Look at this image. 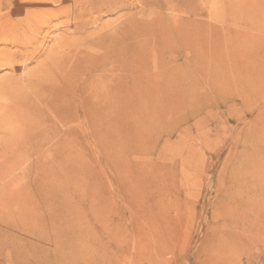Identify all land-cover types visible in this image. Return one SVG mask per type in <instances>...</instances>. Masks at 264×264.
Returning a JSON list of instances; mask_svg holds the SVG:
<instances>
[{
    "label": "rangeland",
    "instance_id": "rangeland-1",
    "mask_svg": "<svg viewBox=\"0 0 264 264\" xmlns=\"http://www.w3.org/2000/svg\"><path fill=\"white\" fill-rule=\"evenodd\" d=\"M206 1L108 0L91 6L89 0H68L65 5L74 9L73 17L58 18L52 14L61 8L59 3L41 2L30 9L32 15L23 20L37 36L30 53L66 40L71 35L64 33L66 27L85 23L87 29L71 37L92 41L129 16H135L138 25L157 16L162 20L159 25L171 30L184 27L196 32L195 43L207 37L212 44L220 40L225 48L236 49L205 50L197 57L186 47L156 53L152 36L140 33L139 42L148 39L144 59L150 64L136 73L144 74L137 80L136 94L146 95H137L139 100L128 113L117 114L114 131L104 129L97 135L79 125L83 118L76 114L68 117L69 129L62 127L50 108L53 100L48 96L40 101L24 88L25 103L22 107L15 103L13 112L2 114L7 128H0V264H264V220L231 227L223 217L240 194L235 179H251L248 172L254 168L245 159L264 155V135L254 139L261 124L264 129V71L260 80L249 84L251 88L238 80L263 68L249 63L248 50L241 49L245 36L226 29L250 32L249 23L219 19L228 0ZM242 1L245 4L236 10L243 6L250 13L264 12V0L228 4ZM81 2L86 6L81 7ZM15 4L0 0V21L8 20ZM21 15L11 18L21 22ZM17 27L15 40L21 42L24 33ZM0 37V86L27 84L42 58L29 60V53H17L24 48L12 43L11 31L0 27ZM257 49L264 63V47ZM175 53L180 56L176 62L171 60ZM194 57L199 64L190 62ZM158 60L181 65L179 80L163 82L160 77L172 67L158 66ZM84 71L81 68L80 74ZM98 75L93 72L91 81ZM165 92L172 95L169 103L151 98ZM5 101L0 92V106ZM157 102L166 103L168 111L148 116L147 107ZM9 123L18 126L19 130H12L14 137L7 135ZM263 165L264 160L259 163ZM238 209L231 211L233 216L243 213Z\"/></svg>",
    "mask_w": 264,
    "mask_h": 264
},
{
    "label": "bare ground",
    "instance_id": "bare-ground-1",
    "mask_svg": "<svg viewBox=\"0 0 264 264\" xmlns=\"http://www.w3.org/2000/svg\"><path fill=\"white\" fill-rule=\"evenodd\" d=\"M14 1L17 3V5L15 4L16 7L13 6L14 8L13 7L10 8L8 20L0 21V27L2 30L11 31V37L12 39H14L12 40V43L16 45L20 44V47L24 48L18 51L17 53H20L21 55L29 53L31 55L30 58H27L29 60L39 61V58H42V59L38 63L37 71L33 75L34 77L29 78L26 81L27 84L20 83L19 81H16L14 83H12L11 81H10L11 83H8V82L1 83L0 92L3 94V98L4 99L6 98L8 100V102L5 101L6 104H4L3 106H0V128H3V130L7 127H5L6 119L4 122V119H2V114H5L7 111L13 112L15 110V106H14L15 103L16 105L22 104L21 107L23 106L25 101L22 99V97H23V93H25L24 92V88H25L27 89V91L30 90L36 93L37 98H39L40 101H43L42 99H46L49 96L51 100H53L50 103L51 110L53 109L55 111V117H57L56 119H58L59 124L66 129L67 128L69 129V126L71 125L70 120H68L69 115L76 114L78 116H82L83 118V120L80 121L79 125L87 127L90 131L96 133V135L98 134L97 132H99L100 130H104V129H109L108 131L110 130L114 131V128L116 126L115 123L117 122V114L121 113L120 111H123L124 113H128L130 111L129 109L132 108L136 100H139L136 98L138 96L140 97L141 95L143 96L146 95V93L136 94L137 80L138 79L141 80L142 77L144 76V74L137 76L136 73L139 69L143 71L144 67L148 66V63H149V62L147 63V61H145L144 59V55L147 54V51H148L147 50L148 49L147 48L148 39L146 40L145 44L142 42H139L137 39L140 33L148 32L149 34L147 33V35H149L148 37L149 39L152 36V39L154 41L153 48L158 49V50H155L156 53H158L157 51H159V49H162L164 51L166 50L168 51L171 49L181 51L183 48L186 47L188 49L191 48L193 53H195L194 55L197 57L196 53L200 54L202 51H205V50H210L209 53H211L212 51L216 52L215 50L221 51L223 50V48L226 50L236 49V46L229 47V45L228 47L225 48L224 47L225 45L221 43L220 40H216L214 41L215 44H212V41L209 40L210 38H207V37H205V39L201 41L200 43H195V40L197 39V35H198L196 32H193L189 29L185 30L184 27H178L174 30H171L167 28L166 26L159 25L160 23H162V20L160 19V17H157V16L152 17L151 20L145 22L144 24H139V25L136 21L135 16H129L124 22L120 21L122 23L116 26L114 30L108 33L101 32L104 34L99 33L100 35L96 39L95 38L94 40L92 39V41H90L89 39H85V38L79 41L78 39H72L73 37H71V35L74 34L75 32L83 33L87 29V25L85 23L76 25L74 27H66V29L64 28L65 29L64 33L66 35L71 34L70 36L65 37L66 40L64 39V41L61 40L57 44L55 43L56 45L49 49L39 46L35 48L34 52L30 53L29 50L34 47L35 45L34 43H36L37 41L36 40L37 36L34 37L31 34L32 32L30 33L31 31L30 25H26V22H23L25 18L27 19L29 15H32V13L30 12V9L40 5L41 2H44L47 5L59 3V7L61 8H59L58 11L53 10L55 13L52 14V18H55V17L58 18L63 15H66L67 17H71L74 13V9L72 10L70 6H69L70 8H67L68 6L67 4L65 5V2L68 0H14ZM89 1L92 6L94 4L102 5V3H105V2L107 3L108 0H89ZM228 1H226V4H224V11L218 14L219 19H223L225 20V22L227 20L233 21L238 24H240V21L246 22L244 23V25L249 23L248 26H250V28L248 27V29H250V32L249 31L242 32L241 30L235 29L234 27L230 29L229 27H227L226 29L228 31L231 29H234V31H237L235 34H243V36H245V39L247 42H245V44L241 46V49L244 48L248 50L249 55L247 57H251V60L249 63L253 62V65L255 67H259V66L263 67V68H260L261 70H255V69L251 70V72L245 77L244 76L239 77L238 80H240L242 83L247 84V86L251 88L250 85L252 86V84H255L256 80L257 81L260 80L259 79L260 74L261 72L264 71V66H263L264 63L260 62L261 61L260 57L262 54L259 55V52L257 49V48L264 47V38H261V35L262 34L264 35V26H263L264 12H262V10L261 11L258 10L257 12L254 11L255 13L253 11L252 13H250L249 11H246V10L244 11V9H242L243 6L240 7L241 9L239 8L238 10H236L237 6H241L242 3L245 4L244 3L245 1L244 2L242 1L241 4L240 3L238 4L237 2H236L237 4L232 3V2L228 4ZM232 1H235V0H232ZM84 6H86L85 2H81V7H84ZM96 9L100 10V7H96ZM116 9L118 10V8L115 7V10ZM216 11L218 10L216 9ZM14 14H17V15L23 14L22 21L17 22L21 24L15 23V20L11 18V17L15 18L13 16ZM213 14L212 16H214ZM210 15H211V12L209 16ZM216 17H217V14H216ZM17 25L22 27L21 30L24 33V36L21 39L23 41L21 42H16L15 40L17 39L15 35V31L18 29ZM211 29L213 30L214 27H211ZM214 30L221 31L223 29L215 28ZM87 36L89 37V35ZM0 39L2 38L0 37ZM79 46L80 48L81 46H83V49H79L78 48ZM86 48L91 51L89 52L88 50H86ZM95 49H99L101 51V54L97 56L92 55L91 52H95ZM250 50H253L254 52L251 53L249 52ZM5 51L7 50L5 49ZM176 54L177 53L171 56V60L173 59L175 60V62L180 57L179 55H176ZM4 55H7V54H4ZM6 57L10 58V56H6ZM196 57L191 59L190 62H192L193 64H197L198 60ZM6 62L8 63L9 61H6ZM6 62L3 61L2 63L7 64ZM106 63L110 64V67L107 69L105 68ZM170 63L171 62H169L168 64L164 60H158L155 63L158 66L161 65L164 67H168V69H169V66L172 67V70H169V71L167 70V73L162 74V76L160 77L161 80H163V82H165L166 84H171V83L174 84L175 81H178L180 78L179 70L183 68L181 65L176 66L173 64V62H172L173 65ZM245 63L247 62L245 61ZM81 68H85V71L83 72V74L82 72L80 74ZM93 72L95 73L98 72L99 75L94 79V81H91L93 78L92 77ZM148 75H146V77H148ZM230 77L231 76L226 75V79ZM22 80H23V77H22ZM142 91H143V88H142ZM151 95L152 94H150V96ZM151 98L154 100L162 99L169 103V101L172 98V95L170 92H165V93H158L157 95ZM27 101H29L30 103L31 100H27ZM136 106L137 105H135V107ZM138 107H141V106L139 105L137 106V108ZM35 108L37 109V107ZM147 108H148L147 113L149 114L148 116H151L153 113H156L158 116L160 115L162 116V114L164 115L168 111L166 103L164 102L162 103L157 102L155 105H153V103H150L149 107ZM135 112H136V109H135ZM14 113L15 115L17 114L16 111ZM49 113H52V112H49ZM131 114L133 113L131 112ZM122 116L123 114L121 115V118ZM10 117H13V116H10ZM74 119H75V116H74ZM104 119H107L108 121ZM10 121H13V119ZM101 122L104 123V125L103 124L101 125L100 124ZM8 125L9 127L11 126L12 128L8 127V130L10 129L9 131L11 132H9L7 135H12L11 137H14L13 133L15 135V132H12V130L14 129L17 130L18 126L15 125L14 123H9L7 124V126ZM107 126L109 128H107ZM122 126H125V125H122ZM122 126H120V128H122ZM261 127H262V130H258V132H256V134L254 135L255 140L260 139V136L264 135V129H263L262 124H261ZM257 128H258V125H257ZM119 130L121 129H118L117 132ZM2 134H4V132H2ZM117 136H119V134ZM3 145L4 147L5 145L8 147L9 142L7 141ZM263 160H264L263 154L261 153L252 154V157L250 156L247 159H245L246 165L249 168H254L253 173L248 172L250 174L248 175V177L251 179H235L234 186H236L239 189L240 194L238 198L235 200V205H233V207L232 206L229 207L223 213V217H224L226 224H228L231 227H233L237 223L249 222L252 219L255 220L256 222H261L264 220V200H263L264 199V168L259 166V163L262 162ZM253 198H256V200H254ZM234 208L235 209L239 208L238 211L243 210V213H241L239 217H237V215L233 216L231 211L232 210L234 211ZM237 213L238 212H236V214Z\"/></svg>",
    "mask_w": 264,
    "mask_h": 264
}]
</instances>
